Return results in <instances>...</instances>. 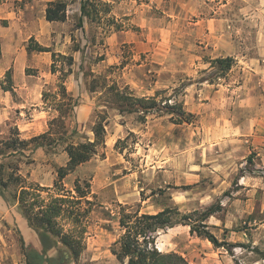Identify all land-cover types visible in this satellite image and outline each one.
<instances>
[{
  "label": "rangeland",
  "instance_id": "rangeland-1",
  "mask_svg": "<svg viewBox=\"0 0 264 264\" xmlns=\"http://www.w3.org/2000/svg\"><path fill=\"white\" fill-rule=\"evenodd\" d=\"M61 1L66 4L64 22L68 24L64 29L68 34L64 35L66 43L60 37L58 47L63 52L58 53L73 57L64 85L77 103L66 120L67 129H76L91 140V127L97 114H102L105 148L63 179V192L53 187L57 168L67 162L62 146L50 153L30 148L7 161L18 166L25 185L44 188L38 193L46 201L67 191L76 195V181L81 187L89 186L90 194L75 206L77 213L89 209L78 225L72 226L74 216L59 219L65 231H84L85 250L77 264H118L111 250L122 234L118 223L122 208L154 214L176 207L189 213L210 205L220 209L208 219L209 230L220 241L226 235L228 243L246 247L232 248L235 261L250 264L259 259L250 251L252 247L264 251V74L248 67L249 73L245 72L239 59L224 74L214 71L211 59L204 54L198 28L201 20L215 14L213 10L222 9L220 15L238 28L237 44L231 50L253 58L257 52L255 24L264 18V0H89L96 14L93 19H83L82 30L76 29L81 0ZM25 3L15 2L14 10H21ZM72 37L80 51L71 50ZM260 62L264 66V60ZM56 66L55 73H50V64L40 73L48 80L42 108L57 101L54 94L67 67L62 59H57ZM25 71L36 74L33 68ZM89 71L106 76L108 84L127 86L137 97H152L158 92L160 100L178 89L181 95L177 100L195 120L174 124L170 116L156 113L140 123L136 114L105 108L103 89L96 93L87 89L85 73ZM11 85L8 70L0 86L6 90ZM30 114L27 111L24 119L29 120ZM13 128H0V140H6ZM17 131L19 139H29ZM15 190L19 189L9 186L0 190V264H27L19 237L30 245L39 242L18 210ZM238 232L245 236L237 238ZM199 240L204 239H197L189 227L180 225L158 232L155 245L162 253H176L188 264H195L205 257L192 255L194 246L206 251ZM61 252L62 247H58L48 255L56 257ZM67 264L75 263L69 259Z\"/></svg>",
  "mask_w": 264,
  "mask_h": 264
},
{
  "label": "trees",
  "instance_id": "trees-1",
  "mask_svg": "<svg viewBox=\"0 0 264 264\" xmlns=\"http://www.w3.org/2000/svg\"><path fill=\"white\" fill-rule=\"evenodd\" d=\"M89 0H81L79 6L80 15L76 23V29H83V19H93L96 14ZM45 19L49 22H64L66 16V4L61 0H54L46 4ZM73 52L80 51V46L71 38ZM27 53L31 52H49L51 53L52 63L50 65L51 73L57 71V59H62L67 70H62L59 77L58 91L54 94L57 100L54 106L50 108L57 112V116L47 122V130L37 136L27 140L19 139L17 128H13L10 136L6 140H0V190L9 186L17 187L13 198L17 201V207L22 217L27 222L28 227L33 229L39 240V247L31 243H25L22 237H19L21 253L27 264H67L69 259L77 264L82 252L85 250L84 231L74 232V228L64 230L59 223L61 217H73L72 226H77L89 209L82 213L76 205L80 204L89 194V186L81 187L80 183H74V192L76 195L57 194L61 196H50L46 201L40 197L38 191L44 190L43 187L25 185V180L18 174V166L14 165L7 158L17 154L22 155L24 150L31 148V151L42 149L45 153L53 152L58 146L63 147L67 155L65 166H60L56 170V179L53 187L59 192H63L62 181L78 166L88 162L99 149L105 148V117L97 114V118L91 127L92 139L79 134L76 129L68 132L66 120L73 115L77 106L76 101L67 92L64 79L65 75L70 73L73 65L71 55H61L51 50L50 47H44L38 44L33 38H30L26 45ZM234 60L231 57L216 58L210 60V66L217 73L224 74L233 65ZM87 77V89L91 93L99 90L104 91L106 100L103 106L108 109L116 110L119 114H136L137 121L146 122V117L151 114L168 115L169 121L174 124L192 123L195 115L184 109L183 102L177 100L181 91L174 89V93L164 99H157L158 92L152 97H137L132 94L127 86L120 87L116 83L108 84L106 76H95L93 72L85 73ZM206 80V79H205ZM186 84L185 86H187ZM10 90V89H6ZM47 93L42 94L45 102ZM173 102H170L172 101ZM74 138L78 139L74 141ZM120 141H117L118 145ZM252 158L249 156L247 162L251 164ZM0 196L3 197L0 192ZM87 204L90 201L85 200ZM220 207L210 205L203 211H193L183 213L176 207H167L154 214L142 213L139 211L127 212L122 208L119 212V227L122 234L113 243L111 250L118 264H188V262L176 253H162L155 247V237L160 231H166L176 226L189 227V233L198 238L207 240L214 248H223L233 256L232 248H246L244 244H231L226 241H220L209 229L208 219L219 211ZM62 247L64 252L56 257L49 256L48 251ZM251 251L260 259H264V251L253 247ZM65 253L68 258L65 257ZM235 264H238L236 261Z\"/></svg>",
  "mask_w": 264,
  "mask_h": 264
},
{
  "label": "crops",
  "instance_id": "crops-1",
  "mask_svg": "<svg viewBox=\"0 0 264 264\" xmlns=\"http://www.w3.org/2000/svg\"><path fill=\"white\" fill-rule=\"evenodd\" d=\"M22 1H26L23 8L14 10L15 2ZM51 1L53 0H0V79L6 71L11 70L12 81L10 90H4L0 86V128L13 126L19 129L24 138L44 133L48 128L47 122L57 116L54 109L41 107L45 105L42 94L48 80L46 75L45 78L40 77V73L46 69L47 65H51V53L34 52L29 55L26 51L28 40L33 38L41 46L53 47L57 53L63 52L59 49L58 43L61 36L66 43L67 36L64 35L68 34V29L65 30L64 27L68 23L49 22L45 19L46 4ZM213 11L215 14L201 20V27L198 28L199 34L203 36L204 54L211 60L228 56L234 61L239 59L245 65L243 68L245 72L249 73L248 69H250L264 74V66L260 64V61L264 60V18L255 24L257 52L251 58L243 54L238 56L236 50H231L237 44L235 31L238 28L233 23L229 25L227 20L220 15L223 12L222 9ZM255 15L259 16L258 13ZM4 21L7 22L6 25L2 24ZM26 68L35 69L36 74L26 73ZM27 111L31 112L29 120L24 119ZM256 139L257 137H254L253 141ZM1 209L3 210L4 207ZM3 218L7 219L6 216ZM236 235L237 238H242L244 233L238 232ZM222 240L226 241V235H223ZM198 242L206 251L194 246L193 256L201 254L205 256L200 263L195 262V264H235L236 255L230 256L225 249L221 251L214 248L207 240ZM32 244L36 248L39 247L37 240ZM157 249L160 251L159 248ZM260 262L264 264V259H255L250 264H260Z\"/></svg>",
  "mask_w": 264,
  "mask_h": 264
}]
</instances>
